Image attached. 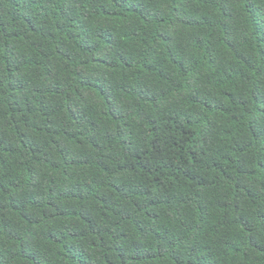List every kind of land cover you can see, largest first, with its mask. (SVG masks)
<instances>
[{"label":"trees","instance_id":"obj_1","mask_svg":"<svg viewBox=\"0 0 264 264\" xmlns=\"http://www.w3.org/2000/svg\"><path fill=\"white\" fill-rule=\"evenodd\" d=\"M0 264H264V0H0Z\"/></svg>","mask_w":264,"mask_h":264}]
</instances>
